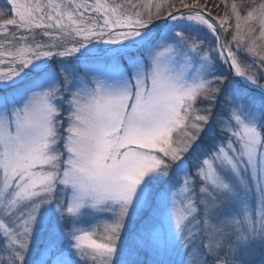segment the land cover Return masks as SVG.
<instances>
[{
    "label": "snow or ice",
    "instance_id": "6c2138e0",
    "mask_svg": "<svg viewBox=\"0 0 264 264\" xmlns=\"http://www.w3.org/2000/svg\"><path fill=\"white\" fill-rule=\"evenodd\" d=\"M212 2L3 0L0 264H264V0Z\"/></svg>",
    "mask_w": 264,
    "mask_h": 264
},
{
    "label": "rangeland",
    "instance_id": "374dc122",
    "mask_svg": "<svg viewBox=\"0 0 264 264\" xmlns=\"http://www.w3.org/2000/svg\"><path fill=\"white\" fill-rule=\"evenodd\" d=\"M203 2H204V0H201V3H203ZM232 2H233V0H227V4L229 5V8H230V5H231ZM241 2H242V0H236V3L238 5H240ZM261 2H262V0H254V2H253V0H243V7L241 8L242 13L245 11V9L251 8V7L255 6V5H258ZM2 4H3V0H0V6H2ZM217 5L219 7H217ZM209 8L211 9L213 15H215L219 19L224 14L225 5H224V3L221 2V0H213V2L210 3ZM228 14H229V23L234 26V18L231 16V12L229 11ZM7 15L9 17H11L13 14L9 11L7 13ZM231 30L232 29H230V31ZM228 38L230 39V37H228ZM257 43H261V42L258 41Z\"/></svg>",
    "mask_w": 264,
    "mask_h": 264
},
{
    "label": "water",
    "instance_id": "95a60500",
    "mask_svg": "<svg viewBox=\"0 0 264 264\" xmlns=\"http://www.w3.org/2000/svg\"><path fill=\"white\" fill-rule=\"evenodd\" d=\"M215 16V15H214ZM216 17V16H215ZM217 20H219L218 18H217ZM221 31H223V30H221Z\"/></svg>",
    "mask_w": 264,
    "mask_h": 264
}]
</instances>
